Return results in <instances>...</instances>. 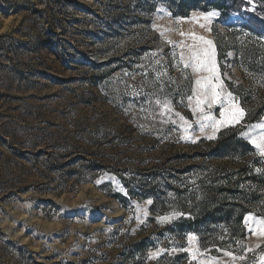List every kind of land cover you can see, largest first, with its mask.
<instances>
[{"label": "rangeland", "instance_id": "374dc122", "mask_svg": "<svg viewBox=\"0 0 264 264\" xmlns=\"http://www.w3.org/2000/svg\"><path fill=\"white\" fill-rule=\"evenodd\" d=\"M229 5L0 0V264H264V1ZM193 35L239 123L192 111Z\"/></svg>", "mask_w": 264, "mask_h": 264}, {"label": "snow or ice", "instance_id": "6c2138e0", "mask_svg": "<svg viewBox=\"0 0 264 264\" xmlns=\"http://www.w3.org/2000/svg\"><path fill=\"white\" fill-rule=\"evenodd\" d=\"M213 15L209 13L205 19H208ZM181 35H184L181 33ZM194 41L199 40L203 45L207 47H201L199 44L193 43L188 47L189 55L187 59L183 53H181L180 60L184 63V68H191L197 74V78L194 81L195 89L193 90V94L188 96V99L191 101L193 97H195V107L192 109L194 113L199 112L201 119L213 121L211 124L212 127L216 128L221 125L234 124L239 123L246 112L243 108L237 106L233 102L234 98L232 94L229 92L227 94V101L231 105L230 108H226L220 111V120H215L211 114H207L204 111V106L207 105L208 108H211L213 104H223L224 100L223 89L225 87L223 79L219 74L218 62L216 60V51L213 47V42L211 40H205L204 37H196L192 36ZM169 44L172 41H168ZM207 72V76L199 75L200 73ZM161 102L158 100L157 104ZM163 107L168 110V104L165 102ZM179 115V114H177ZM181 120H184V117H180ZM186 123V121H185ZM260 127L264 128V125H260ZM201 131H203V125L201 126ZM212 139L214 137H208ZM252 143L256 145V147L260 150V154L264 155V134H262L258 139L253 138ZM99 182V181H98ZM151 203V201H149ZM168 217H161V220H167ZM257 232L260 234H264V221L259 223L257 228ZM189 241L194 240L195 237L189 236ZM231 255V253H227Z\"/></svg>", "mask_w": 264, "mask_h": 264}, {"label": "trees", "instance_id": "16d2710c", "mask_svg": "<svg viewBox=\"0 0 264 264\" xmlns=\"http://www.w3.org/2000/svg\"><path fill=\"white\" fill-rule=\"evenodd\" d=\"M232 1H235V0H232ZM261 1H264V0H261ZM176 8H177L178 14L182 16H187V14L191 10H194V9L208 11L210 9L216 8V9L222 10L225 14L229 10H231V7L229 5V0H177ZM235 176L241 177V178L244 176L250 177L255 182L260 183L259 179L254 175V171L252 167H250L249 165H245L241 167ZM229 179L231 181H228V183H231L233 181V178H229ZM201 209L203 210L202 212H204L206 210V207L203 205Z\"/></svg>", "mask_w": 264, "mask_h": 264}]
</instances>
